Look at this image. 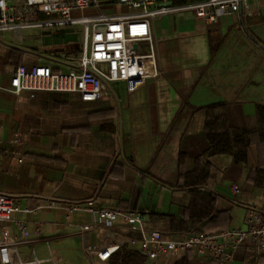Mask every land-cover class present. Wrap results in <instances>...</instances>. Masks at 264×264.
Returning <instances> with one entry per match:
<instances>
[{"label":"crops","instance_id":"1","mask_svg":"<svg viewBox=\"0 0 264 264\" xmlns=\"http://www.w3.org/2000/svg\"><path fill=\"white\" fill-rule=\"evenodd\" d=\"M9 2L22 7L24 0ZM100 2L101 12L129 11L116 0ZM28 16L35 22L0 32V191L17 206L0 232L8 230L15 262L115 264L117 252L142 254V229L172 239L194 233L172 232L170 220L185 216L188 181L207 162L209 175L196 187L217 197L210 232L243 229L250 209L264 217L256 116L264 108V0L212 23L185 9L156 16L150 25L160 74L131 92L124 82L108 83L91 102L75 92L7 90L18 65L67 72L80 60L81 41L68 27L38 24L42 13ZM215 104L224 105L228 129L253 130L246 161L205 155L207 109ZM86 208L139 213L141 228L122 215L107 224ZM107 248L114 249L100 259ZM227 248L232 264H264V246L251 238ZM145 263L228 264L194 249L145 256Z\"/></svg>","mask_w":264,"mask_h":264},{"label":"built area","instance_id":"2","mask_svg":"<svg viewBox=\"0 0 264 264\" xmlns=\"http://www.w3.org/2000/svg\"><path fill=\"white\" fill-rule=\"evenodd\" d=\"M129 11L108 14L100 11V0H24L19 7L9 0H0V32L13 27L29 25L35 20L28 16L42 13L46 18L38 24L70 27L75 38L82 43L77 67L67 72L54 71L49 65H18L11 76L8 91L20 94L37 91L75 92L84 102L95 101L107 90V84L124 82L128 91H134L146 80L160 74L153 43L150 22L156 16L177 10H191L203 22H215L230 12L246 8L249 0H116ZM143 42L145 44H143ZM236 191L238 187L233 186ZM70 209L81 208L70 204ZM105 218L111 224L114 217L122 215L141 228L142 216L136 212L96 210L86 208ZM17 210L12 196L0 191V222L11 220ZM140 249L149 259L166 252L196 250L219 262L232 264L233 247L245 238L264 246V217L250 209L243 229H224L219 232H194L181 239L167 238L159 231L142 229ZM114 248L98 252L100 259H107ZM15 245L8 230L0 232V264H39L38 261L15 262Z\"/></svg>","mask_w":264,"mask_h":264},{"label":"trees","instance_id":"3","mask_svg":"<svg viewBox=\"0 0 264 264\" xmlns=\"http://www.w3.org/2000/svg\"><path fill=\"white\" fill-rule=\"evenodd\" d=\"M257 122L260 137L264 140V108L257 109ZM252 129L234 130L227 128L223 104L211 105L207 109L205 132L209 140V148L206 156L223 153H233L236 163L246 161L247 152L252 143L250 137ZM209 162L199 169L198 175L193 176L188 182L193 185L190 189L191 202L182 218H171V231L187 234L190 232H210L209 229L216 213L217 197L212 193L200 190L196 185L204 183L209 175ZM258 183H261L260 180ZM115 264H131V258L135 264H146L145 256L139 251L117 252Z\"/></svg>","mask_w":264,"mask_h":264},{"label":"rangeland","instance_id":"4","mask_svg":"<svg viewBox=\"0 0 264 264\" xmlns=\"http://www.w3.org/2000/svg\"><path fill=\"white\" fill-rule=\"evenodd\" d=\"M117 8H119L118 5H117ZM102 11H103L104 13H109V11L107 10V8H104ZM80 46H81V48H82V43L80 44Z\"/></svg>","mask_w":264,"mask_h":264},{"label":"water","instance_id":"5","mask_svg":"<svg viewBox=\"0 0 264 264\" xmlns=\"http://www.w3.org/2000/svg\"><path fill=\"white\" fill-rule=\"evenodd\" d=\"M67 29H69L71 32H73V29H72V28L68 27ZM74 35H75V34H74Z\"/></svg>","mask_w":264,"mask_h":264}]
</instances>
